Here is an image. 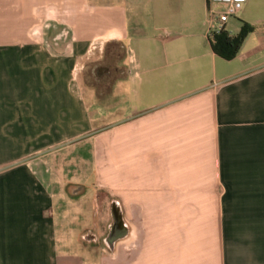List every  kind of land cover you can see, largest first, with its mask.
Wrapping results in <instances>:
<instances>
[{
	"label": "crops",
	"instance_id": "obj_1",
	"mask_svg": "<svg viewBox=\"0 0 264 264\" xmlns=\"http://www.w3.org/2000/svg\"><path fill=\"white\" fill-rule=\"evenodd\" d=\"M226 7L0 0V264H264V0L225 22L261 26L231 60L207 35ZM86 140L108 208L92 260L57 240L83 205L58 152Z\"/></svg>",
	"mask_w": 264,
	"mask_h": 264
},
{
	"label": "rangeland",
	"instance_id": "obj_2",
	"mask_svg": "<svg viewBox=\"0 0 264 264\" xmlns=\"http://www.w3.org/2000/svg\"><path fill=\"white\" fill-rule=\"evenodd\" d=\"M219 9L221 8L218 7V10ZM112 49L117 54H120L121 52L120 48L117 45L112 46ZM105 64L106 66H109L108 59L105 61ZM93 72H94L93 69L89 70L85 75V80L89 85L93 84L94 80L96 79ZM95 123L96 125L98 124L108 125L109 123L108 113L106 112L103 119L97 120ZM88 142L89 141L87 140L82 141V143H85L88 147L85 148L83 147L80 149L81 146H79V144L81 143L79 141H76L71 143L70 145H66L64 151H62L61 153L58 152L60 156L64 158L68 157L69 160V167L60 168V170L65 172V176L67 180H69L71 183H76L69 186L70 192H73L74 188L78 185L83 187L82 194L78 195L80 196V203H83V205L82 206H77L76 204L74 205L72 199L69 200V204H68L69 206L66 211L67 212L66 219L57 228V240L61 246L59 247V251L66 252L71 256H75V255L87 253V250H89L91 252L90 258L92 260L94 241L97 242V239H94V232L91 229L93 228L94 230L98 231L97 234H101L103 232L104 229L103 226L106 223L105 213L107 214L108 208L104 207V214L97 216L94 213L95 208L90 209L91 198L94 195H97L99 197V205H100L99 208L101 210L102 203L104 200L103 199L104 191L100 190L99 188H96V190L94 188L92 189L93 187L92 183L94 182V176H93L94 167L92 161L93 155H92V144L90 142L88 144ZM76 145L78 146L79 150ZM55 186L58 187L64 186L65 188L68 185L59 184ZM92 212L93 214H91ZM58 220H60V217H58ZM58 222L60 224V221ZM85 226H87L88 228L87 230L84 231ZM105 228H107V225H105ZM83 232L84 234L82 235ZM84 246L87 249H85ZM101 246L104 249V246L103 245Z\"/></svg>",
	"mask_w": 264,
	"mask_h": 264
},
{
	"label": "trees",
	"instance_id": "obj_3",
	"mask_svg": "<svg viewBox=\"0 0 264 264\" xmlns=\"http://www.w3.org/2000/svg\"><path fill=\"white\" fill-rule=\"evenodd\" d=\"M261 27L242 21L240 29L236 34H230L226 30H221L209 39L212 51L225 60L233 59L239 51L245 37Z\"/></svg>",
	"mask_w": 264,
	"mask_h": 264
},
{
	"label": "built area",
	"instance_id": "obj_4",
	"mask_svg": "<svg viewBox=\"0 0 264 264\" xmlns=\"http://www.w3.org/2000/svg\"><path fill=\"white\" fill-rule=\"evenodd\" d=\"M214 2H224L227 4V7L224 12L218 13L217 15L210 11L209 18L207 20V35L209 39L213 34L224 30V24L229 17L233 16L236 11L240 8V3L243 0H212Z\"/></svg>",
	"mask_w": 264,
	"mask_h": 264
},
{
	"label": "water",
	"instance_id": "obj_5",
	"mask_svg": "<svg viewBox=\"0 0 264 264\" xmlns=\"http://www.w3.org/2000/svg\"><path fill=\"white\" fill-rule=\"evenodd\" d=\"M114 218V222H113V224L115 225L116 224V219H115V217H113ZM108 237H109V235H108Z\"/></svg>",
	"mask_w": 264,
	"mask_h": 264
},
{
	"label": "flooded vegetation",
	"instance_id": "obj_6",
	"mask_svg": "<svg viewBox=\"0 0 264 264\" xmlns=\"http://www.w3.org/2000/svg\"><path fill=\"white\" fill-rule=\"evenodd\" d=\"M108 68H104V70L106 71V72H108V70H107Z\"/></svg>",
	"mask_w": 264,
	"mask_h": 264
}]
</instances>
